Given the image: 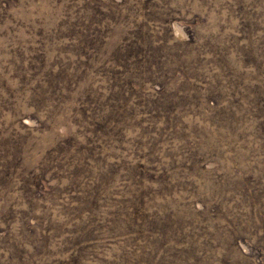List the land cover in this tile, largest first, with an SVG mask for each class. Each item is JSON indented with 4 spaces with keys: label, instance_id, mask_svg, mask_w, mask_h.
Listing matches in <instances>:
<instances>
[{
    "label": "rangeland",
    "instance_id": "rangeland-1",
    "mask_svg": "<svg viewBox=\"0 0 264 264\" xmlns=\"http://www.w3.org/2000/svg\"><path fill=\"white\" fill-rule=\"evenodd\" d=\"M0 264H264V0H0Z\"/></svg>",
    "mask_w": 264,
    "mask_h": 264
}]
</instances>
